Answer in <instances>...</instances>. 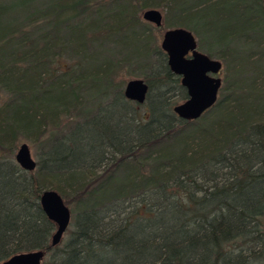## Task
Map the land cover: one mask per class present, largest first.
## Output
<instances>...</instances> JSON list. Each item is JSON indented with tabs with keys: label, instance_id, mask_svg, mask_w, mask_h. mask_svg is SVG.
<instances>
[{
	"label": "trees",
	"instance_id": "1",
	"mask_svg": "<svg viewBox=\"0 0 264 264\" xmlns=\"http://www.w3.org/2000/svg\"><path fill=\"white\" fill-rule=\"evenodd\" d=\"M146 8L164 12L156 31L186 28L222 61L197 119L171 110L185 90ZM121 71L142 74V104ZM0 92V261L41 249L42 264H264L261 0H0ZM22 138L45 143L38 177L8 158ZM44 189L70 207L55 246Z\"/></svg>",
	"mask_w": 264,
	"mask_h": 264
},
{
	"label": "water",
	"instance_id": "2",
	"mask_svg": "<svg viewBox=\"0 0 264 264\" xmlns=\"http://www.w3.org/2000/svg\"><path fill=\"white\" fill-rule=\"evenodd\" d=\"M264 6V0H261ZM143 21L159 28L162 13L157 8H146L140 13ZM159 48L166 56L168 69L179 77L185 90V99L174 104L172 112L181 120H194L209 109L216 101L221 78L218 73L220 60L211 58L196 47L194 35L186 28H166L161 34ZM147 85L141 78L128 79L122 88L123 97L137 104L145 101ZM14 161L24 171L36 167L25 143H20L14 153ZM38 203L45 217L54 225L49 245H57L70 222V211L60 194L52 189L40 192ZM45 252L41 249L16 252L0 261V264H42Z\"/></svg>",
	"mask_w": 264,
	"mask_h": 264
},
{
	"label": "rangeland",
	"instance_id": "3",
	"mask_svg": "<svg viewBox=\"0 0 264 264\" xmlns=\"http://www.w3.org/2000/svg\"><path fill=\"white\" fill-rule=\"evenodd\" d=\"M160 10V9H159ZM161 11V13H162V18H164V12L162 11V10H160ZM139 19L141 20V21H143L142 19H141V17L139 16ZM145 22V21H144ZM145 23H148V22H145ZM148 24H150V23H148ZM151 26H153L152 24H150ZM153 28L154 29H152L151 30V34H152V36H153V38H154V42L158 45V47H159V42H160V39H161V34H162V29H160V30H158V31H156V29H155V27L153 26ZM193 35H194V37H195V40H196V46H197V49L199 50V51H201V52H203L202 50L203 49H201L199 46H198V37L193 33ZM201 45V44H200ZM202 46H204V44H202ZM212 58H214V59H217L216 57H212ZM219 60V59H218ZM221 61V60H220ZM221 63H222V61H221ZM91 66H92V70H90V71H94V69H95V66H96V63L92 60V62H91ZM222 66H223V64H222ZM128 74H130V75H127V73H124V71H121V72H119V75L117 76V77H120V78H123V85H124V83L128 80V79H131V78H141V79H143L142 78V74H137V75H131V74H133V72H130V73H128ZM113 75H114V72H113ZM112 75V76H113ZM218 76L222 79V77H223V71H222V68H221V71L218 73ZM101 82H100V80H97V78H86V79H84L83 80V86L88 90V93L89 94H91L92 96H95V94H98L97 93V90L96 89H94V87H92V86H94V85H96V84H100ZM123 85H122V87H123ZM90 86H91V88H90ZM84 98L83 99H86L85 98V96H83ZM2 99H4V96L2 95V93L0 92V101L2 100ZM178 102H180L179 100L177 101V103ZM141 107H137V109H138V112L139 113H145V104L142 106V105H140ZM107 107V109L108 108H110L111 106L108 104V102H106V103H104L103 105H101V109H105ZM63 130H65V129H63ZM63 133H65V132H63ZM45 138H47V136H45ZM20 143H25L26 145H27V147H28V149H29V152H30V155H31V157H32V159L35 161V163H37V161H38V157H39V155L41 154V152L43 151V148H44V146H45V143H43V144H41V141L40 142H34V140H31L30 138H28V139H19V140H17V141H15V148H14V150H13V152L9 155V159L11 160V162H13L14 164H16L15 163V161H14V153H15V150H16V148H17V146L20 144ZM17 165V164H16ZM35 169H36V167H35ZM32 170V171H30L34 176H36V177H38V174H37V172H36V170ZM58 186L61 188V190L65 193V194H70L71 193V190L69 189V187L67 186V185H65L64 183H58ZM67 205V204H66ZM67 207L69 208V211H70V207L67 205ZM70 217H71V214H70ZM65 236V234L63 233V235H62V238ZM61 238V239H62Z\"/></svg>",
	"mask_w": 264,
	"mask_h": 264
}]
</instances>
